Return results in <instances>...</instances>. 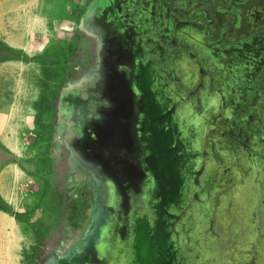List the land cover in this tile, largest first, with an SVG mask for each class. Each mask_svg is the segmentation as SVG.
I'll list each match as a JSON object with an SVG mask.
<instances>
[{
    "label": "rangeland",
    "instance_id": "obj_1",
    "mask_svg": "<svg viewBox=\"0 0 264 264\" xmlns=\"http://www.w3.org/2000/svg\"><path fill=\"white\" fill-rule=\"evenodd\" d=\"M92 1L90 0L88 6L81 11L74 26L66 27L61 23L46 28L36 21H30L29 13L23 10V5L19 7L18 0H0V264H29L28 258L32 257L34 247L35 264H157L159 251L156 242L158 236L165 234L166 246H170L172 254L171 259L167 261V258L165 261L168 264H191V250L187 248L199 236V226L204 230L213 220L207 205L209 198L217 193L216 186L225 189L229 181L234 179L235 173L244 172L246 164L239 155L246 163H250L251 159L246 156L245 149H240L241 152L238 153L237 149L228 146L226 137L219 139L226 147L214 148L211 151V161L205 156H186L185 153L189 150L184 146L182 151L176 149L175 140L182 141L181 136L186 137L192 141L191 146L201 150L202 124L199 126L197 122L206 115L208 106L218 105L216 95L207 90V84L214 88L217 80L226 90L225 84L237 82L236 89L233 92L227 90V93L231 94L233 103H238L243 97L245 81L260 68V62L264 59V39L259 38L260 42H256L252 49L241 48L237 52L226 53V61L224 55L216 54L215 51V56L203 51L207 48L204 39L185 41L190 47L193 44L200 46V51L204 53L199 54L198 51V59H204L208 68H218L219 78L210 76L211 79H206L204 90L200 91L202 97L197 96L196 99L193 94H186L184 97L187 99L181 102L183 89L190 91L191 87H196L198 70L194 59L178 51L167 53L162 44H157L155 36L154 40H149L141 33L151 27L150 32L167 36L166 40L174 46L178 37H174L172 30L187 32L182 27L186 22L176 21L174 18V27L168 32H163L162 25L174 16L162 13V9L168 8V4H163L164 0H161L162 7L157 9L155 0H144V4L143 0H132V5L126 8L132 10V15H119L118 19L123 25L115 27L113 23L117 14L111 3L116 0H103L102 4L92 9L94 11L90 10V13L88 8ZM179 1L181 3L174 5L177 0H173L172 7L184 10L193 2ZM229 1L230 6L239 2ZM257 6L262 14L259 27L264 33V5H259L253 0L250 9ZM87 14H91L89 18ZM228 15L232 18L233 27H240L238 18L236 20L232 14ZM234 15L236 17V14ZM110 20H113L112 25ZM125 24L129 26L125 27ZM52 31L54 37L67 33V39L58 37L59 39L50 43L43 53H38L41 49L40 41ZM106 33L113 38L111 42L104 39ZM118 35L122 39L117 40ZM115 40L117 42L114 44ZM10 43L25 45L28 54L10 47ZM143 44L147 45L146 52L140 48ZM121 49L123 52L118 56L123 58L126 57L124 50L131 49L135 53L136 61L147 58L134 69L138 72L134 82H131L133 76L130 78L129 75L126 77L119 74L117 69L114 70L108 63L103 67L104 56L111 60L113 50ZM217 49L222 50L220 47ZM38 56L44 62L43 66L36 61ZM212 58H216V61ZM126 61L125 59L124 62ZM239 61L243 68H238L234 75L229 73L227 66ZM160 65L171 69L170 79L158 70L162 68ZM43 67L57 70L62 75L58 82L49 81L48 87L43 89L47 101L51 100L54 90L56 97L50 112L41 115L33 106L37 104L41 94L40 83L46 80L42 74ZM143 74L146 83L142 80ZM227 74L229 77H226ZM256 75L261 77L263 86L255 88L254 93L256 98L264 102V64ZM103 84H106L105 89ZM102 88L104 91L98 92ZM144 88L157 110V117L167 114L166 118L156 123L157 127H161L165 122V131L169 127V132L165 133L169 137L167 149L170 151L168 159L172 168L166 176L169 181L165 180L164 187L161 183L162 188L158 183H153L154 176H148L151 172L154 175L150 165L146 164L152 162L153 154H145L148 159L144 157V142L140 131L138 133L143 152L137 155L134 159L135 165L129 170L115 169L98 150L99 136L107 133L115 135L121 112L124 118L123 131L131 130L134 115L138 119V129H141L142 118L146 116L143 112L147 109L140 101L141 90ZM91 96L99 98L97 104L94 102L96 108L95 115L92 116V108L89 109V104L93 103ZM199 98L203 100L200 101ZM24 101L32 107H27L26 104L25 110L15 108ZM199 104H205L204 109ZM99 111L106 125L104 130L101 127L96 129L93 135L88 122L98 126ZM15 112L18 116H15ZM22 114L28 117L26 122L25 119L23 122L19 120ZM175 116L179 125L173 127ZM80 117H83V122L78 123L77 119ZM90 118L93 119L90 121ZM186 119L192 126L191 135L183 130L185 127L182 125ZM68 120L74 122V126L80 127L78 134H73L67 129ZM6 134H10V140L16 145L18 142L17 155L4 147L1 140L6 139ZM187 142L182 141L184 145ZM229 142L233 146L236 145L231 138ZM258 143L264 149V143ZM179 151L181 153L177 155ZM253 160H258L257 155ZM180 164L183 165V170L179 167ZM188 164L192 165V168L202 167L201 173L198 176L186 173L190 169ZM256 166L262 169L260 177L253 182L246 179L245 185L261 188L264 183V157ZM186 175L187 177H184ZM4 186L6 189L3 195L6 200L1 195ZM245 190L247 189L244 188ZM250 190L252 191L251 188ZM162 191L164 194L159 196ZM242 192L237 194L242 195ZM193 196L196 197L195 200ZM262 204L261 202V206ZM167 207L170 213L168 215L165 213ZM194 208H201L203 216L200 222L194 216ZM152 213L153 215H150ZM13 214H18L19 217L16 218ZM227 214L229 216L230 213L225 210L220 214L222 221H227L230 225L238 222L237 216L227 217ZM230 217L233 219H229ZM172 225L184 235L175 234V238L170 232ZM215 229L216 227L210 231L214 240L217 237L219 241L224 242V239L219 238L222 236H216ZM34 231L39 233L37 241ZM142 240L144 246L140 244ZM126 245L131 246L130 262L126 261L125 257ZM142 247H145V251ZM258 253L259 256L262 255L263 260L260 259V263H263V251ZM182 258L185 259L181 261Z\"/></svg>",
    "mask_w": 264,
    "mask_h": 264
},
{
    "label": "flooded vegetation",
    "instance_id": "obj_2",
    "mask_svg": "<svg viewBox=\"0 0 264 264\" xmlns=\"http://www.w3.org/2000/svg\"><path fill=\"white\" fill-rule=\"evenodd\" d=\"M185 1L186 0H184V2ZM211 1H213L214 8L217 7L218 10L221 11V13H219L218 16L212 15L211 11L214 8H212L211 11L206 10L209 14L206 11H202V10L198 9V6H197L198 10L194 9L195 11H193V12L190 11L187 13L183 12V10L175 9L174 7H171L170 9L168 7V8H166V10L162 9V13L163 14L165 13L164 15H166V13H168V15H174L171 17V19L168 18V20H166L168 22H166L162 25V31L163 32H168V30H171V27H174V18L176 19V21H179L178 20L179 16L180 17L182 16V18L185 19V21H180V22H186L182 25V27H184L187 30V32H185V31L173 32V30H172L174 37H178L176 39L177 44L174 46H172V44L167 41L168 39L166 40V38H168L167 36H161L159 33L150 32L151 27H148L147 29L144 30V33L143 32L141 33L142 36L148 38L149 40H154V36H155V41L157 42V44H162L161 46H163V48H165L167 53L170 51H173V52L178 51V52H182L184 56H187V57H190L191 59H194V63H195L197 70H198L197 71V77H196V87H194V88L191 87L190 91H188L187 88L183 89L184 92H183V95L181 98V102H185V100L187 99V98L185 99V97L187 96L186 94H188V95L193 94V96L196 97V99H198L197 96L202 97L200 95L202 94L201 93L202 90H204V86L206 84V79L207 80L211 79L210 76L214 79L219 78V75H218L219 69L216 68L215 66L212 67L213 69H211L210 66H209L210 68L205 66L204 59H202V60L198 59V53H197L198 51H199V54L203 51H205V52L208 51L213 56H215L216 54H219V55H224L223 58H225L226 53H229L230 51L237 52L241 48H242V50H247V48L252 49L253 45L256 42H260L259 38H261L262 40L264 39V33L262 32L261 28L259 27V20L262 18V14L259 12L260 8L258 6L253 7V9L251 8L252 10L250 9L251 4L253 6V2L249 3L246 6L242 2V0H238L239 1L238 3H236L235 5H233V3H232V5L230 6V1L226 0V4L219 6L218 4H216L214 2V0H211ZM256 1L259 3V5L260 4L264 5V0H256ZM156 2L158 4V5L156 4L157 9L162 7L163 1L156 0ZM169 2H170V0H164L163 4L164 3L168 4ZM208 3H210V2H208ZM111 4H112V7H114L116 9L115 12L117 15L115 16L114 23H113V20L109 21L110 25H112V23H113L115 25V27H117V25L122 27L123 24L121 23L120 19H118L119 15L121 17L126 16L127 13L132 15V13H131L132 10H130V11L126 10L127 7H130L132 5V0H116V1H112ZM143 4H144V0H143ZM205 4H207V3H205ZM110 6L111 5H109V7ZM248 6H250V7H248ZM109 7H107V8H109ZM111 9H113V8H111ZM229 11H233V13L236 14V17L234 14H233V16L236 20L238 18V20L240 21V27H233L232 18H230L229 16H225L226 13ZM257 11H258V13H260L259 15H258ZM122 12H123V14H122ZM138 13H140V15H142L140 11H138ZM158 14H159V12H158ZM158 14H157V16H158ZM141 17L144 18V16H141ZM160 17H161V15H159V18ZM187 18H190L192 20H188ZM104 19H105V21H107L106 18H104ZM170 20H171V23H170ZM125 23H128V22L125 21ZM185 24H187V25L185 26ZM106 25H107V23H106ZM125 25H126L125 27L129 26L127 24H125ZM231 27L233 29H231ZM120 32H122V31H120ZM104 39L110 40V42L113 40V38L111 36L107 35V33L104 34ZM119 39H122L120 35H118V37H117V40H119ZM203 39L207 43V45H206L207 48L203 51H200V46H198V45L193 44V46L191 45V47H190V45L188 46L187 44H185V41H187V40H188V42H192V41H203ZM117 40H115L114 44L117 42ZM219 47L222 50L217 49ZM224 47H226V48L224 49ZM140 48H142L145 52L147 51V49H146L147 45L146 44L140 45ZM124 51H125L124 54L126 55V57H124V58L121 56H118L119 54H121L123 52L122 49L121 50H113L114 54H113V57L111 56V58H112L111 60L106 59L107 57L104 56L105 60L103 63V67L105 68L107 66V63H108V65H111V67H113L114 70L117 69L119 74H122L123 76H126V77H127V75H129L130 78L133 76L134 78L131 82H134L135 77L138 74V72L137 71L135 72L134 69H137V66L141 62L143 64L145 58L139 59V61H136V56H135V53L133 52V49H131V51H129V50H124ZM214 51L216 52V54ZM223 53H225V54H223ZM125 59L127 60L126 62H124ZM212 59L216 61V58H212ZM217 59H219V58H217ZM226 60H227V58H225V61ZM263 64H264V59L262 58V61L260 62V68ZM161 66H162V68L158 69V70L161 71L162 74H165L168 77V79H170L171 69H168V68L165 69V67L163 65H160V67ZM227 68L229 69L228 70L229 73H233V75H234V72L238 68L242 69L243 65H241L240 61H239L237 63L236 62L231 63V65L227 66ZM258 70H256V72L254 74H252L248 78V80L245 81V85H244L243 90H242L243 91L242 92L243 97L240 99V101L238 103L236 101H234V103H233V100L230 98L231 94L227 93V90L233 92L234 89H236L237 86H235V85L237 84V82L234 81V82H230L229 84H225L226 90L223 89L222 84H218L217 80H216V85L214 88H210L209 85L207 84V90L216 95L217 104H218L219 108H221V110L219 111L217 109L218 106H216V107L208 106V108H207L208 110L206 111L207 116L204 114V116L209 118L208 119L209 122H215L219 112H221L222 116L226 118V120L229 122L228 127L231 130V132H229V136L234 141V144H236L235 146H233L229 142V139L226 137L228 140V146L233 147L234 149H237L238 153L241 152L242 149L243 150L245 149L246 153H247L246 156L249 157L250 159H253L256 156V152L258 153V155H257L258 160L257 161L252 160L250 163H248V162L246 163L244 158L241 155H239L241 157V160L244 162V164H246V169L244 171L246 172V176L248 178H245L244 172L239 173L240 171H238V173H235L234 179L229 181V184L225 189H221L218 186H216L217 193H215V196H213L212 200L211 199L208 200V204H207L208 209L209 210L212 209L211 210L212 214L211 213L210 214L212 215L213 222L216 226L214 233L217 234V232H219L222 229L221 215L220 214L225 210L231 214V215L229 214V216H237L238 218L242 217L241 219H243V224L245 223L244 225L250 226V228L243 227V229H242V231L245 234L244 237L251 238L250 242L259 240V239H255V237H254V234L256 232L255 229L257 228L258 231H262V228H264V222L261 223V225H259V224L257 225L253 222V216L248 215V212L251 211V210H249L250 207L253 205H257L256 203H257V199H258L259 204L261 202L263 203L262 204L263 206H261L263 210H261V211H262V216L264 218V183H263L261 188H256V186L253 185L254 188L258 189L257 195L255 197H254L252 191L250 190V186L248 187L245 185L246 179H247V181L253 182V178H259L260 177V170L262 172V169L260 167L256 166L258 171L254 175L253 174V168H254L253 166L256 165V163H261L262 158L264 157V149L261 148V145L258 143V142L264 143V102L260 101L259 98H256L257 96L254 93L256 91L255 88H259L260 86L261 87L263 86L262 80H260L261 77H259V78L256 77L257 76L256 74H258ZM174 76L175 75L172 76L173 79H174ZM226 77H229V74H227ZM116 83H118V82H116ZM116 83L114 85H116ZM105 85L103 84V87ZM105 87H104V89H105ZM103 91L104 90L102 88V90L99 89L98 92L102 93ZM97 93H95V94H97ZM91 98L93 99V103L89 102L90 103L89 106L91 105L89 109L92 108V112H91L90 116H92L93 114L95 115L94 109L96 108V104L98 103L97 101L99 99V98L95 99L92 96H91ZM199 100L202 101L203 98L202 99L199 98ZM94 102H96V104H94ZM199 105L202 108L205 107V104L204 105L199 104ZM237 112L241 116L238 118L236 117L237 119L235 118L236 119L235 121L230 120L229 117L233 116V114H235ZM121 113H120V117H119L118 122H117L116 133H115V131H113L115 133V135H113V133H112V135L107 133L104 136H99V138H98V141H99L98 150L102 153V156L105 159L109 160V161L106 160V161H108V164L110 163V165L112 164L115 169L123 171V170H129V169H131V166L135 165L134 159L137 157V155H141V152H143V149H142V144H141V140H140V133H138L140 130L138 129V126H137V123H138L137 116L134 115L133 122H132L131 127H130L131 130L123 131L122 130V122H123L122 119H124V118H123V116H121ZM98 115H99V119H100V121L97 122L98 126L91 124V122H88L89 129L93 132V135L95 134L96 129L101 127V129L104 130V127L106 125V121L105 120L102 121L100 111H99ZM204 116H203V118H204ZM130 117H132V116H130ZM161 117H162V119H164L167 117V114L162 115ZM206 117H205V120L207 121ZM91 119H93V118H90V121H91ZM164 123H162V127H161L163 129V131L165 130L164 125H163ZM191 127L192 126H189V128H191ZM166 131L169 132V127L166 129ZM166 131H164V133ZM189 133H190V135L192 134L191 129H190ZM165 137H166V135L163 136V139H165ZM209 137H210V138H208L209 146L206 147L207 151L205 150L206 153L204 152V154L202 152H200L199 150L195 149L194 146H191L192 141L188 140L186 137L184 138L183 136H181L180 139H182L183 142L186 140L188 141L186 143L187 147H186V145H184L182 143L181 140L176 139L175 140L177 142L176 149L178 148L180 151H182V146H184L186 149L189 150L188 152L185 153L186 156L195 157V158L205 156L208 160L211 161V158H210L211 155L208 154V151H212L214 148L222 149V148H225L226 146H224L222 141L219 140L220 137H225V135L214 133L213 135H211ZM87 138L89 139V137H87ZM89 141H92V140H89ZM258 146H260V147H258ZM172 147H174V146H172ZM180 151L177 152V155H180V153H181ZM219 152L224 154L220 150H219ZM261 155H262V158H260ZM215 164H217V163H215ZM106 165H107V163H106ZM207 166H209V165H207ZM179 167H181V170H183L182 164H180ZM185 167H186V165H185ZM187 167H190V169H188L186 171V173L193 174V176L194 175L198 176L202 171L201 170L202 167L201 168H199V167L192 168V165L190 166L189 164ZM150 175H152V172L148 176L150 177ZM182 177H183V175H182ZM184 177H187V175ZM190 177H192V176H190ZM122 180H125V179H122ZM244 188H246L247 190L244 191ZM239 191H243L242 192L243 194L238 195L237 192H239ZM204 197L207 198V196L205 194H204ZM193 198H194V200L196 199L195 196H193ZM199 207H201V206H199ZM221 208H223L224 210ZM227 208H228V210H226ZM194 209H195V215L194 216L200 222L201 217L203 216L202 211L198 210V208H194ZM165 213L167 215L170 214L169 213V207H167ZM244 213H246V214H244ZM187 214H188V211H187ZM179 215L180 214H178L177 217H179ZM245 215H246V217H245ZM226 216L229 217L228 214ZM229 219L232 220L233 217H230ZM251 229L253 230V233L251 232ZM250 234H253V237H249ZM257 246L261 247L259 249V251L260 252L263 251V254H264V239H262L261 243L258 242ZM258 258L259 259H257V261L258 260L260 261V259H261V261L263 260L262 255L259 256V254H258ZM250 259L251 258L248 255L246 262H249ZM263 263L257 262V264H263Z\"/></svg>",
    "mask_w": 264,
    "mask_h": 264
},
{
    "label": "water",
    "instance_id": "obj_3",
    "mask_svg": "<svg viewBox=\"0 0 264 264\" xmlns=\"http://www.w3.org/2000/svg\"><path fill=\"white\" fill-rule=\"evenodd\" d=\"M102 1L103 0H93L92 3L90 4L89 8H88L89 12L92 9H96L95 7H97L99 4H102ZM92 11H94V10H92ZM90 15L91 14H87V17L89 18ZM142 77H143L142 80L146 83L145 75L143 74ZM146 94H147L146 89L145 88L142 89L140 101H141V103H143L144 107H147L145 112H143V114L146 116H143V118H142V122H141L142 124H141V129H140V132L142 133V141L144 142V150H145L144 157L147 158L145 155L147 153L153 154V158H151L152 162H147L146 164L150 165V168L154 173V175H151V177L154 176V178H155L153 183H155V182L158 183V185L160 187H161V183H162L163 187H164L165 186V183H164L165 180L167 179L166 181H169L168 178H166V176H167V174H169L170 169L172 168V166L169 163V159H168V156H170L169 155L170 151H168V149H167L169 137L166 136L165 139H163V136L166 135L164 133L165 130L163 131V129L161 128L162 126L161 127L156 126L157 121L162 119V117H159V118L157 117V110L152 104V99L150 97H148ZM83 97L86 98V95H84ZM217 109L219 111L221 110V108H219V106L217 107ZM71 116L72 115H70V118H71ZM240 116L241 115L237 112V113L233 114V116L229 117V119L235 121ZM82 120H83V117H82V119L80 117L79 119H77V122L81 123V122H83ZM174 120H175V123H172V125H173V127H176L177 125H179V120H177L176 116L174 117ZM176 121H177V123H176ZM228 123L229 122L226 120L225 117L222 116L221 112L218 113L217 119L215 120V122H209L208 120L206 121L205 118H202L197 122V124L199 126L202 124L201 132H200L199 128L197 129L201 133L200 136H202L200 152H202L204 154L205 150L207 149L206 147L209 146L208 138H210L209 136L213 135L214 133L225 135V137H227L228 139L230 138L229 132H231V130L228 127L229 126ZM73 126H74V122H72L71 120H68L67 129L72 131L73 134H78L80 131V127H77L75 125L74 128H75V130H77L75 132L73 129ZM182 126L185 127L183 129L184 132H188V133L190 132V128H189L190 125L188 124L187 119L184 120V125H182ZM184 132H182L183 135L185 134ZM258 147H260V146H258ZM208 154L211 155V151H208ZM256 155H258L257 152H256ZM252 160L253 159H251V161ZM144 162H146V161H144ZM217 162H219V161H217ZM158 166H162V168H160ZM253 167H254L253 168V174L255 175L258 170H257L256 165H254ZM165 171H166V174H165ZM241 172H243V171H241ZM244 173H245V177H246V172L244 171ZM256 179L257 178H253V181H255ZM248 186H250V188L252 189V193L255 197L258 189L254 188L252 185H248ZM152 188H153V190L155 189L153 184H152ZM163 194L164 193L162 191L158 195L162 196ZM212 199H213V197L211 198V200ZM172 200L173 199H170V201H172ZM209 200H210V198H209ZM256 204L257 205H253L250 207L249 210H251V211L248 212V215L253 216V222L255 224L261 225V223L264 222V218L262 216V211H261L263 209L261 207V203L259 204L258 199H257ZM175 207H176V204H175ZM198 210H201V208ZM211 210L212 209H210V212H211ZM226 210H228V208ZM211 214H212V212H211ZM244 214H246V213H244ZM150 215H153V213ZM245 217H246V215H245ZM241 218L242 217L237 219L238 222H236L232 225L228 224L227 221L221 220V224L225 225V226H223L222 229L219 232H217L216 236H218V237L222 236L219 238L224 239V242L219 241V239L217 237L214 240V237H212V235L210 234V231H213V228L216 227L213 220H212V222H210L209 227L204 229V230L201 229V226H199V228H198V231L200 232L199 236H197L196 240H194L192 243H190V246H188L189 248H187V250H189V251L191 250V256H189L190 258L189 257H187V258L191 259L193 264H248V263L249 264L250 263L256 264L257 262L260 263V261L259 260L257 261V259H259L258 258V254H259L258 252H260L259 249L261 247L257 246V244H258V242L261 243L262 239H264V234H263L264 228H262V231H258V229L256 228L255 229L256 232L254 234V237H255V239H259V240L250 242L251 238L244 237L245 234L242 231V227L250 228V226L244 225L245 223L243 224V219H241ZM170 232L172 234H174L175 238H176L175 234L184 235V233H181V232L179 233V231L176 230L173 225L171 227ZM251 232L253 233L252 229H251ZM158 235H160V234H158ZM165 235L164 236L163 235L158 236V239L156 242L158 244V251H159V255H158V258L156 261L157 264H168V262H166L165 260H167V258H168L167 261H169V259H171V257H172V254L170 253V246H169V248H167L166 243H165V239L167 237V235L166 236ZM249 237H253V234H250ZM183 238H185V237L183 236ZM226 238H227V240H226ZM174 241L176 243L178 242L176 240H174ZM140 244L142 246H144V241L142 240V243L140 242ZM130 248H131V246L128 247L126 245L127 253L125 254V257H126V261H128V262H130V257H132V253L130 251L131 250ZM141 249H143V251H145V247H142ZM248 255L251 259H250V261L248 260L249 262H246ZM163 256H164V258H163ZM183 259H185V258H182L181 261H183Z\"/></svg>",
    "mask_w": 264,
    "mask_h": 264
},
{
    "label": "crops",
    "instance_id": "obj_4",
    "mask_svg": "<svg viewBox=\"0 0 264 264\" xmlns=\"http://www.w3.org/2000/svg\"><path fill=\"white\" fill-rule=\"evenodd\" d=\"M89 1L90 0H18V3H20L19 7L23 5V10L29 13L30 21H36L46 28H52V26H58L59 24L61 25V23L66 25V27L70 25L74 26L80 17L79 15L81 11H83L88 6ZM48 32L50 31L48 30ZM54 36L55 35H53V31L50 35L46 34V36H44V39L40 41L41 49L38 51V53H43L50 43H53L59 39L58 37H60L62 40L67 39V33H63V36ZM8 45L14 49L21 50L25 54H28L27 47L21 43H14V45L10 43ZM29 104L30 103L24 101L23 104L15 108H23V110H25L24 108L26 106L32 107ZM14 114L15 116H18L16 112ZM23 119H25L26 122L28 117L26 118V115L22 114L19 116V120L23 122ZM9 136L10 134H6V139L1 141L6 149H8L14 155H17V150L19 149L18 142L16 145L10 140L11 136ZM9 188L10 186L7 187L8 196ZM5 189L6 187L4 186L3 192L1 193L4 200H6L5 195H3Z\"/></svg>",
    "mask_w": 264,
    "mask_h": 264
},
{
    "label": "trees",
    "instance_id": "obj_5",
    "mask_svg": "<svg viewBox=\"0 0 264 264\" xmlns=\"http://www.w3.org/2000/svg\"><path fill=\"white\" fill-rule=\"evenodd\" d=\"M172 1L173 0H170V2L168 3V7H169V9L172 7ZM174 1H176V0H174ZM200 2H210L211 0H199ZM256 1V0H255ZM178 2V1H177ZM176 2V3H177ZM186 2V1H185ZM214 2L216 3V4H218L219 6H222V5H224V4H226V0H214ZM242 2L244 3V5H248L249 3H251V2H253V0H242ZM155 3L157 4V2L155 1ZM176 3H174V5H176ZM178 4V3H177ZM186 6V5H185ZM197 4L196 5H190V6H186L185 7V9L183 10V12H185V13H187V12H193V11H195L194 9H197ZM248 7H250V6H248ZM226 11V10H225ZM212 15L213 16H215L216 15V13L217 14H219V13H221V11L220 10H218V8L216 7V8H214L212 11ZM208 13V12H207ZM209 14V13H208ZM228 14H234L233 13V11H229V12H227L226 13V15L225 16H229ZM216 16H218V15H216ZM188 20H192V19H190V18H187ZM178 20L179 21H185V19H183L182 18V16L180 17L179 16V18H178ZM40 58L41 57H37V58H35L36 59V61H38V62H40L41 64H42V66H43V64H44V62H42L41 60H40ZM63 69V68H62ZM42 74H43V76H44V78L46 79L44 82H41L40 83V88H41V94H40V96H39V100L37 101V104L36 105H34L33 107H34V110H36V112L38 113V114H41V115H43V114H48L49 112H50V109L52 108V106H53V102H54V100H55V97H56V90H54V92L52 93V98H51V100H49V101H47V98H46V96H45V93H44V88H47L48 86V82L49 81H52V82H58V80L61 78V73H59V72H57V70H52V69H50V68H45V67H43V70H42ZM42 90H43V92H42ZM11 213V212H10ZM16 218H18L19 217V215L18 214H13ZM34 237H35V240L37 241L38 240V238H39V233L38 232H36V231H34ZM36 248L34 247L33 249H32V257H30V258H28L29 260H28V262H29V264H35L34 263V261H35V254H36Z\"/></svg>",
    "mask_w": 264,
    "mask_h": 264
},
{
    "label": "bare ground",
    "instance_id": "obj_6",
    "mask_svg": "<svg viewBox=\"0 0 264 264\" xmlns=\"http://www.w3.org/2000/svg\"><path fill=\"white\" fill-rule=\"evenodd\" d=\"M156 1V0H155ZM178 1V3H181V1H179V0H177ZM205 3H207V4H205ZM190 5H198V9H200V10H202V11H208V10H212V8H214V4H213V1H210V3H208V2H200V1H198V0H193V2H191V3H189ZM204 7V8H203ZM197 9V10H198ZM205 9V10H204ZM253 9V8H252ZM251 9V10H252ZM206 11V12H207ZM91 149L88 147V151H90Z\"/></svg>",
    "mask_w": 264,
    "mask_h": 264
}]
</instances>
